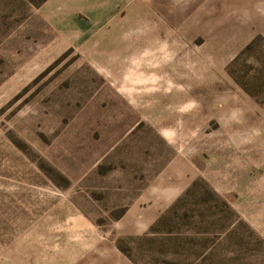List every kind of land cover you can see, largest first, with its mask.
Segmentation results:
<instances>
[{"label": "rangeland", "instance_id": "obj_1", "mask_svg": "<svg viewBox=\"0 0 264 264\" xmlns=\"http://www.w3.org/2000/svg\"><path fill=\"white\" fill-rule=\"evenodd\" d=\"M0 264H264V0H0Z\"/></svg>", "mask_w": 264, "mask_h": 264}]
</instances>
